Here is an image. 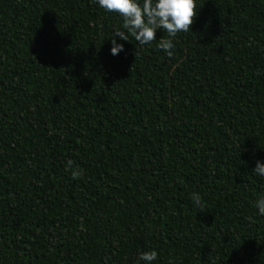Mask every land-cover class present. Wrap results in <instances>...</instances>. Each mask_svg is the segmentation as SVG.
Returning <instances> with one entry per match:
<instances>
[{
	"label": "trees",
	"instance_id": "trees-1",
	"mask_svg": "<svg viewBox=\"0 0 264 264\" xmlns=\"http://www.w3.org/2000/svg\"><path fill=\"white\" fill-rule=\"evenodd\" d=\"M196 4L113 56L95 0H0V264H264V0Z\"/></svg>",
	"mask_w": 264,
	"mask_h": 264
},
{
	"label": "clouds",
	"instance_id": "clouds-1",
	"mask_svg": "<svg viewBox=\"0 0 264 264\" xmlns=\"http://www.w3.org/2000/svg\"><path fill=\"white\" fill-rule=\"evenodd\" d=\"M95 3L106 12L118 14L122 19L125 31H114L110 40V54L113 56L124 51V44L119 41H127L128 35L134 37L140 46H144L156 40V33L161 29L167 32L169 39L160 40L157 47L171 56V49L174 47L171 38L180 32H188L197 15L196 0H95ZM67 167L71 169L74 179L83 173V169L74 166L72 160L67 161ZM252 173L264 177V162L257 160ZM193 199L196 204L200 203L199 194H193ZM255 208L258 215L264 216V197L255 202ZM157 258L155 249L150 252L142 251L136 264H153Z\"/></svg>",
	"mask_w": 264,
	"mask_h": 264
}]
</instances>
